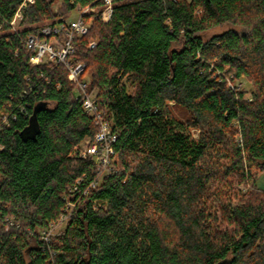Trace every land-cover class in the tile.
<instances>
[{"label": "trees", "instance_id": "obj_1", "mask_svg": "<svg viewBox=\"0 0 264 264\" xmlns=\"http://www.w3.org/2000/svg\"><path fill=\"white\" fill-rule=\"evenodd\" d=\"M111 1L103 23L105 0H35L15 32L24 0H0V264H49L40 231L83 177L56 264H264V190L236 202L230 182L264 171V0ZM86 8L69 61L119 138L116 171L83 195L98 172L73 153L98 125L26 41Z\"/></svg>", "mask_w": 264, "mask_h": 264}, {"label": "built area", "instance_id": "obj_2", "mask_svg": "<svg viewBox=\"0 0 264 264\" xmlns=\"http://www.w3.org/2000/svg\"><path fill=\"white\" fill-rule=\"evenodd\" d=\"M34 2L35 0H25L22 3L10 23L13 31H17L18 20L23 18L22 10L26 8L28 3L33 4ZM105 2L106 8L102 14V20L103 23H108L112 14V1L105 0ZM94 11L95 9L90 8L82 9L73 21L62 19L55 23H46L39 29L38 33L30 35L26 41L27 48L32 52L31 64L40 66L52 63L54 66L62 64L66 67L68 79L76 84L77 100L85 113L92 117L98 125L99 129L94 139H90L86 146L83 145L81 149L77 148L73 153L74 156L82 159H92L98 172L97 178L90 181L83 195H86L89 189H95L101 184L104 177L116 171L117 152L115 144L119 138V135L113 131L111 123L99 111L95 93H90L87 90L84 74L85 65L82 63L74 64L69 61L75 52L77 39L86 36L89 32L90 24L85 20V16ZM90 47H95V42H91ZM85 181L86 177L80 178L77 184L69 189V193L74 195L79 185ZM73 195L66 198V207L59 220L40 231L43 251L50 256L49 264H56L55 253L51 248L52 241L64 234L66 226L75 216L77 203Z\"/></svg>", "mask_w": 264, "mask_h": 264}, {"label": "rangeland", "instance_id": "obj_3", "mask_svg": "<svg viewBox=\"0 0 264 264\" xmlns=\"http://www.w3.org/2000/svg\"><path fill=\"white\" fill-rule=\"evenodd\" d=\"M25 1V0H24ZM188 1H191V0H188ZM29 4H32V3H28L26 5V7L29 5ZM60 2L58 1L56 4H55V9L58 8ZM96 12V10L94 11ZM23 15V13H22ZM79 13L78 11H75L71 14V16L65 20H68V21H73L75 20L77 17H78ZM20 20V19H19ZM18 20V27L17 29L19 28V24L21 22V20L19 21ZM229 27H224V28H221V29H213V30H210L209 32H207V34L205 35V38H211L212 36L216 35V34H220L222 33L223 31H226L228 30ZM88 77V76H87ZM232 84V83H231ZM235 86H238V87H241L242 89H244L245 91L248 92V94L246 95V99H249L251 96H250V93L252 92V85L250 83H248L246 80H241V81H237L235 83H233ZM232 84V85H233ZM194 135V137H198V134H199V131L193 129L191 131ZM88 142H90V139H87L85 140L79 147L78 149H81L82 146H86L88 144ZM253 174H254V180L256 181V186L254 187V183L251 182L250 184H247V185H244V184H240L239 183V180L236 178V177H232L230 182H232L233 186L232 188L234 189V193L232 194L233 195V198H235V201L237 202L238 201V197H241L242 195H245V194H250L253 190H255L257 187L260 188V189H263L264 190V171H261L259 169L254 168L253 170Z\"/></svg>", "mask_w": 264, "mask_h": 264}]
</instances>
